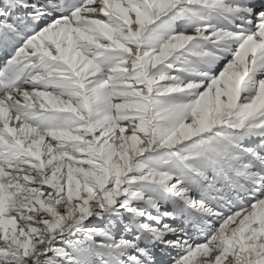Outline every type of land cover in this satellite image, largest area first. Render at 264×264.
<instances>
[{
	"label": "snow or ice",
	"instance_id": "snow-or-ice-1",
	"mask_svg": "<svg viewBox=\"0 0 264 264\" xmlns=\"http://www.w3.org/2000/svg\"><path fill=\"white\" fill-rule=\"evenodd\" d=\"M0 264H264V0H0Z\"/></svg>",
	"mask_w": 264,
	"mask_h": 264
}]
</instances>
